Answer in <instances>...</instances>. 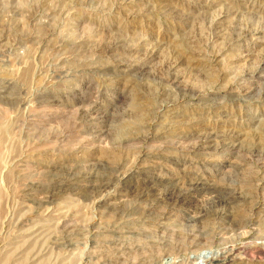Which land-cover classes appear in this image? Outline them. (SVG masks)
Here are the masks:
<instances>
[{
  "label": "rangeland",
  "instance_id": "374dc122",
  "mask_svg": "<svg viewBox=\"0 0 264 264\" xmlns=\"http://www.w3.org/2000/svg\"><path fill=\"white\" fill-rule=\"evenodd\" d=\"M0 86V264H264V0H0Z\"/></svg>",
  "mask_w": 264,
  "mask_h": 264
},
{
  "label": "bare ground",
  "instance_id": "6f19581e",
  "mask_svg": "<svg viewBox=\"0 0 264 264\" xmlns=\"http://www.w3.org/2000/svg\"><path fill=\"white\" fill-rule=\"evenodd\" d=\"M45 30H46V29H45ZM36 32H37V31H36ZM44 33H45V32H44ZM46 33H47V32H46ZM41 35H42V34H40L39 37H40ZM43 35H44V34H43ZM44 36H45V35H44ZM47 40H48V39H47ZM48 42H49V41H48ZM113 43H115V42H113ZM116 45H117V44H116ZM118 45H119V44H118ZM137 46H139V45H136V46H134L133 48H129V47H128L129 49H126V50H127V51H128V50H129V51H132V53L135 54L136 52H138V51L140 50V48L137 47ZM80 47H81V45H80ZM70 48H71V47H70ZM113 49H114V48H113ZM124 51H125V50H124ZM124 51H123V52H124ZM115 52H116V51H115ZM143 52H144V51H143ZM143 52H142V53H143ZM138 53H140V52H138ZM142 53H141V54H142ZM145 53H146V50H145ZM123 54H124V53H123ZM114 55H116V54H114ZM114 55H113V56H114ZM136 55H137V54H136ZM145 55H146V54H145ZM118 56H121V55H118ZM124 56H125V55H124ZM130 56H131V55H130ZM140 56H141V55H140ZM143 56H144V55H143ZM114 57H115V56H114ZM122 57H123V56H122ZM132 57H133V55H132ZM137 57H138V55H137ZM119 58H120V57H119ZM139 58H140V57H139ZM139 58H138V59H139ZM142 58H143V57H142ZM144 58H145V56H144ZM121 59H122V58H121ZM121 59H120V60H121ZM134 59H135V58H134ZM118 60H119V59H118ZM135 60H136V59H135ZM258 69H259V68H258ZM253 70H254V69L251 70L252 73H254ZM171 72H172V71H171ZM249 72H250V71H249ZM168 74H169V73H168ZM247 74L250 75L251 73H248V71L245 72V73H243V75H247ZM243 75H242V76H243ZM174 76H175V75H174ZM168 77H169V76H168ZM176 77H177V76H176ZM246 77H247V76H246ZM174 78H175V77H173V79H174ZM171 80H172V79H171ZM175 80H176V79H175ZM177 80H178V78H177ZM176 82H177V81H176ZM2 85H3V84H2ZM4 86H6V85H4ZM0 87H1V86H0ZM6 87H7V86H6ZM2 91H3V90H2ZM0 92H1V91H0ZM50 94H51V93H50ZM50 94H49V97H50ZM52 96H53V95H52ZM45 100H46V99H45ZM44 102H45V101H44ZM90 108H91V107H90ZM92 109H94V108H92ZM104 110H105V109H104ZM108 110H109V109H108ZM117 110H118V109H117ZM96 111H97V110H96ZM98 111H99V110H98ZM99 112H100V111H99ZM96 113H97V112H96ZM116 113H117V112H115V114H116ZM103 114H104V113H103ZM107 114H108V113H107ZM118 114H119V113H118ZM99 115H100V114H99ZM104 115H105V114H104ZM92 116H94V115H92ZM100 116H102V115H100ZM94 118H95V117H94ZM101 118H102V117H101ZM96 119H97V118H96ZM106 119H107V118H106ZM106 119H105V120H106ZM108 119H109V118H108ZM116 119H117V117H116ZM182 119H183V118H182ZM105 120H104V121H105ZM110 120H111V119H110ZM94 122H95V121H94ZM99 122H100V121H99ZM113 122H114V121H113ZM92 123H93V122H92ZM95 123H96V122H95ZM108 123H110V122H108ZM107 125H108V124H107ZM94 127H95V126H94ZM96 127H97V126H96ZM99 128H100V127H99ZM100 130H101V129H100ZM102 130H103V129H102ZM104 130H105V129H104ZM96 131H97V130H96ZM98 131H99V129H98ZM100 133H101V132H100ZM104 133H105V131H104ZM204 136H205V135H204ZM208 136H210V135H208ZM214 136H215V135H214ZM214 136H213V137H214ZM218 137L220 138V136H218ZM230 137H231V136H230ZM204 138H205V139L202 140V141H203V142H202V143H203L202 146H203V147H208V146H209V148H210V146L212 145V143L215 141V138H212V137H206V136H205ZM226 138H228V137H225V136H224V137L222 138V136H221V139H223V140L226 139ZM216 140H217V137H216ZM199 141H200V140H199ZM219 141H220V139H219ZM217 142H218V141H217ZM220 142H221V141H220ZM202 143H201V144H202ZM197 144H198V143H197ZM215 144H216V143H215ZM223 144H224V143H223ZM200 146H201V145H200ZM213 146H214V145H213ZM215 147H217V146H214L213 148H215ZM199 148H200V147H199ZM201 148H202V147H201ZM211 148H212V147H211ZM211 148H210V149H211ZM210 149H209V150H210ZM212 150H215V149H212ZM202 152H203V151H202ZM204 153H205V152H204ZM207 153H209V152L207 151ZM143 175H144V174H143ZM148 175H149V174H148ZM84 176H85V175H84ZM87 176H88V175H87ZM89 176H90V175H89ZM144 176H145V175H144ZM85 177H86V176H85ZM85 177H84V178H85ZM91 177H92V176H91ZM121 177H123V176H121ZM94 178H95V177H94ZM94 178H93V179H94ZM117 178H118V177H117ZM119 178H120V177H119ZM119 178H118V179H119ZM160 178H162V177H160ZM91 179H92V178H91ZM93 179H92V180H93ZM95 179H96V178H95ZM153 179H154V178H153ZM76 180H78V179H76ZM79 180H80V178H79ZM87 180H88V179H87ZM121 180H122V179H121ZM142 180H143V179H142ZM142 180H141V181H142ZM148 180H149V178H148ZM195 180H197V179H195ZM74 181H75V180H74ZM81 181H83V180H81ZM96 181H97V180H96ZM125 181H126V180H125ZM138 181H139V180H138ZM144 181H146V180H144ZM84 182H85V180H84ZM92 182H95V180L92 181ZM101 182H102V181H101ZM105 182H106V180H105ZM107 182H108V181H107ZM165 182H166V181H165ZM195 182H196V181H195ZM205 182H206V181H205ZM68 183H73V182H70V181H69ZM77 183H78V182H77ZM121 183H122V182H121ZM159 183H160V182H159ZM175 183H176V182H175ZM209 183H210V182H209ZM79 184H80V183H79ZM97 184H98V183H97ZM102 184H103V183H102ZM102 184H101V185H102ZM109 184H110V183H109ZM111 184H112V183H111ZM124 184H125V183H124ZM128 184H129V183H128ZM128 184H127V187H128ZM139 184H140V183H139ZM155 184H156V183H152L151 180H150V181L148 182V186H149L148 188H151V187L155 186ZM164 184H165V183H164ZM169 184H170V183H169ZM188 184H189V183H188ZM188 184H187V185H188ZM60 185H61V184H60ZM64 185H65V184H64ZM83 185H85V184L83 183ZM89 185H90V184H89ZM89 185H88V186H89ZM106 185H107V183H106ZM118 185H119V184H118ZM135 185H136V184H135ZM174 185H175V184H174ZM195 185H196V184H195ZM205 185H206V184H205ZM210 185H211V184H210ZM104 186H105V185H104ZM104 186H103V187H104ZM110 186H112V185H110ZM114 186H115V184H114ZM114 186H113V187H114ZM144 186H145V185H144ZM159 186H160V185H159ZM175 186H176V185H175ZM183 186H184V185H183ZM202 186H204V185H202ZM207 186L209 187V184H208ZM55 187H56V186H55ZM79 187H80V186H79ZM91 187H92V186H91ZM93 187H94V186H93ZM117 187H118V186H117ZM122 187H123V186H122ZM135 187H136V186H135ZM180 187H181V185H179V188H180ZM187 187H188V186H187ZM187 187H186V188H187ZM191 187H192V186H191ZM66 188H67V187H66ZM84 188H85V187H84ZM96 188H97V187H96ZM114 188H115V187H114ZM131 188H132V187H131ZM141 188H142V187H141ZM155 188H156V187H155ZM162 188H165V186L162 187ZM162 188H161V189H162ZM175 188H176V187H175ZM188 188H189V187H188ZM200 188H202V187H200ZM205 188H206V187H205ZM205 188H204V189H205ZM71 189H75V188H74L73 186H71V187H70V190H71ZM94 189H95V187H94ZM109 189H110V188H109ZM115 189H116V188H115ZM115 189H113V190L115 191ZM136 189H137V188H136ZM144 189H145V188H144ZM144 189H143V190H144ZM157 189H158V188H157ZM165 189H166V188H165ZM176 189H177V188H176ZM232 189H233V188H232ZM65 190H66V189H65ZM91 190H92V189H91ZM96 190H97V189H96ZM105 190H107V189H105ZM123 190H124V189H123ZM143 190H142V191H143ZM181 190H182V189H181ZM194 190H195V189H194ZM206 190H207V189H206ZM206 190H205V191H206ZM53 191H54V189H53ZM55 191H56V190H55ZM55 191H54V192H55ZM68 191H69V189H68ZM83 191H84V190H83ZM101 191H102V190H101ZM109 191H110V190H109ZM129 191H130V190H129ZM144 191H145V190H144ZM146 191H147V188H146ZM146 191H145V193H146ZM154 191H155V190H154ZM184 191H186V190H184ZM219 191H220V190H219ZM233 191H234V190H233ZM89 192H90V191H89ZM124 192H125V191H124ZM131 192H132V191H131ZM137 192H138V191H137ZM163 192H164V191H163ZM168 192H169V191H168ZM178 192H180V191H178ZM181 192H182V191H181ZM226 192H227V191H226ZM234 192H235V191H234ZM55 193H56V192H55ZM58 193H59V192H58ZM61 193H62V192H61ZM61 193H60V194H61ZM74 193H75V191H74ZM74 193H73V194H74ZM78 193H79V191H78ZM78 193H77V194H78ZM92 193H93V192H92ZM110 193H111V192H110ZM110 193L108 192V194H110ZM128 193H129V192H128ZM128 193H125V194H128ZM139 193H140V192H139ZM142 193H143V192H142ZM151 193H152V192H151ZM160 193H162V190H161ZM166 193H167V192H166ZM166 193H165V194H166ZM185 193H186V192H185ZM191 193H192V192H191ZM195 193H196V192H195ZM203 193H204V192H203ZM208 193H209V192H208ZM210 193H211V192H210ZM214 193H215V192H214ZM52 194H53V193H52ZM56 194H57V193H56ZM85 194H86V193H85ZM93 194H94V193H93ZM99 194H100V193H99ZM99 194H98V195H99ZM108 194H107V195H108ZM116 194H117V193H116ZM137 194H138V193H137ZM152 194H153V193H152ZM152 194H150V196H151ZM156 194H157V193H156ZM177 194H178V193H177ZM177 194H176V195H177ZM215 194H216V193H215ZM228 194H229V193H228ZM45 195H46V194H45ZM79 195H80V194H79ZM86 195H89V194L87 193ZM96 195H97V193H96ZM112 195H113V194H112ZM122 195H123V194H122ZM142 195H143V194H142ZM148 195H149V194H147V196H148ZM160 195H161V194H160ZM160 195H159V196H160ZM173 195H174V194H173ZM185 195H186V194H185ZM206 195H207V194H206ZM216 195H217V194H216ZM221 195H224V194H221ZM47 196H49V194H48ZM109 196H110V195H109ZM113 196H114V195H113ZM123 196H124V195H123ZM123 196H122V197H123ZM129 196H130V195H129ZM131 196H132V194H131ZM140 196H141V195H139V198H140ZM213 196H214V195H213ZM213 196H212V197H213ZM217 196H218V195H217ZM232 196H233V195H232ZM93 197H94V196H93ZM95 197H96V196H95ZM97 197H98V196H97ZM116 197H117V196H116ZM124 197H125V196H124ZM136 197H137V196H134L133 198H136ZM157 197H158V194H157ZM157 197H156V198H157ZM161 197H162V196H161ZM164 197H165V196H164ZM206 197H207V196H206ZM219 197H220V196H219ZM223 197H224V196H223ZM45 198H46V197H45ZM106 198H108V197H106ZM137 198H138V197H137ZM148 198H149V197H148ZM174 198H176V197H174ZM214 198H215V196H214ZM214 198H213V199H214ZM220 198H221V197H220ZM146 199H147V198H146ZM165 199H166V198H165ZM167 199H168V197H167ZM234 199H235V198H234ZM45 200H46V199H45ZM49 200H50V199H49ZM110 200H111V199H110ZM113 200H114V199H113ZM143 200H144V199H143ZM151 200H152V197H151ZM159 200H160V199H159ZM161 200L163 201V199H161ZM161 200H160V202H161ZM174 200H175V199H174ZM181 200H182V199H181ZM185 200H186V199H185ZM185 200H183V201H185ZM187 200H189V199H187ZM222 200H224V199H222ZM227 200H228V199H227ZM229 200H230V199H229ZM229 200H228V201H229ZM231 200H232V199H231ZM133 201H134V199H133ZM147 201H148V200H147ZM156 201H157V200H156ZM156 201H155V202H156ZM166 201H167V200H166ZM215 201H216V200H215ZM218 201H219V200H218ZM114 202H115V200H114ZM138 202H139V200H138ZM142 202H143V201H142ZM151 202H152V201H151ZM153 202H154V200H153ZM155 202H154V203H155ZM157 202H158V201H157ZM176 202H177V201H176ZM216 202H217V201H216ZM230 202H231V201H230ZM234 202H235V201H234ZM140 203H141V202H140ZM146 203H147V202H146ZM163 203H164V201H163ZM184 203H185V202H184ZM222 203H223V202H222ZM225 203H226V202H225ZM151 204H152V203H151ZM179 204H180V203H179ZM181 204H182V202H181ZM148 205H150V204L148 203ZM153 205H154V204H153ZM188 205H189V204H188ZM220 205H221V203H220ZM229 205H230V204H229ZM145 206H146V205H145ZM189 206H190V205H189ZM148 207H149V206H148ZM150 207H152V206H150ZM114 208H115V207H114ZM185 208H186V207H185ZM232 208H233V207H232ZM232 210H234V209H232ZM235 211H236V210H235ZM111 212H112V211H111ZM198 212H199V211H198ZM237 212H238V211H237ZM192 213H193V212H192ZM193 214H194V213H193ZM197 214H198V213H196V215H197ZM236 214H237V213H236ZM226 215H227V214H226ZM232 215H233V214H232ZM234 215H235V214H234ZM200 216H201V215H200ZM238 217H239V216H238ZM230 218H232V216H231ZM196 220H197V219H196ZM196 220H195V221H196ZM200 220H201V218H200ZM197 221H198V220H197Z\"/></svg>",
  "mask_w": 264,
  "mask_h": 264
}]
</instances>
